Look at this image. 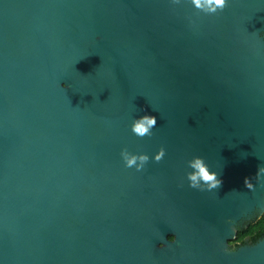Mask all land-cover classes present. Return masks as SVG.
I'll return each instance as SVG.
<instances>
[{
  "label": "water",
  "instance_id": "1",
  "mask_svg": "<svg viewBox=\"0 0 264 264\" xmlns=\"http://www.w3.org/2000/svg\"><path fill=\"white\" fill-rule=\"evenodd\" d=\"M261 166L264 0H0V264H264Z\"/></svg>",
  "mask_w": 264,
  "mask_h": 264
},
{
  "label": "clouds",
  "instance_id": "2",
  "mask_svg": "<svg viewBox=\"0 0 264 264\" xmlns=\"http://www.w3.org/2000/svg\"><path fill=\"white\" fill-rule=\"evenodd\" d=\"M185 2L186 0H169V3L175 6L181 5ZM187 2L191 3L197 10L203 11L206 14L214 15L223 11L229 5L231 0H187ZM258 39H261V37ZM156 125L157 117L155 115L145 114L134 119L132 132L141 138L150 136ZM165 155L166 150L161 148L158 154L155 155V161L160 162ZM121 156L126 167L135 168L138 172L144 170L145 165L150 160V157L147 154H132L128 152L127 149L122 151ZM187 166L190 171L187 172L186 179L189 187L192 189L212 192L222 185L219 173L211 170L203 157H193L187 162ZM254 179L256 180V183L264 181V166L259 167ZM245 185L251 191H254L256 188L252 183V178H246ZM164 247V243H161V249ZM228 249L230 251L229 246Z\"/></svg>",
  "mask_w": 264,
  "mask_h": 264
},
{
  "label": "trees",
  "instance_id": "3",
  "mask_svg": "<svg viewBox=\"0 0 264 264\" xmlns=\"http://www.w3.org/2000/svg\"><path fill=\"white\" fill-rule=\"evenodd\" d=\"M170 239L173 240L171 237ZM264 239V216L256 222H251L247 227L239 229L235 240L230 242V246L238 249L244 245H254Z\"/></svg>",
  "mask_w": 264,
  "mask_h": 264
}]
</instances>
